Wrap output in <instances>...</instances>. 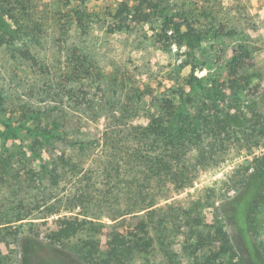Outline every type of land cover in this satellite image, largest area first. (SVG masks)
Wrapping results in <instances>:
<instances>
[{"label":"rangeland","instance_id":"rangeland-1","mask_svg":"<svg viewBox=\"0 0 264 264\" xmlns=\"http://www.w3.org/2000/svg\"><path fill=\"white\" fill-rule=\"evenodd\" d=\"M122 1L0 0L9 11L5 19L19 33L14 41L0 33L3 262L21 264L22 249L17 242L21 232L34 230L46 240L59 217L82 213L86 216L81 218L93 219L96 215L99 219L94 220L100 223H120V231L132 229L134 216L145 211L115 221L109 218L116 207H122L110 199H116L115 193L125 195L103 176L112 158L106 146L109 134L129 126H147L157 118L167 121L170 108L183 102L191 116L185 125L190 126L193 117L200 120V137L193 138L186 157L193 181L186 188L163 187L157 198L168 199H159L153 208L170 206L159 214L163 222L154 232L156 242L128 262H203L206 237L221 226L233 233L223 217V206L236 194L235 183L241 179L237 174L246 175L264 164V0H169V13L177 14L203 37L194 52L185 45H166L159 17L146 23L132 21L129 28L116 30L119 20L114 17ZM77 11L84 16L81 23ZM242 46L249 55L240 76L249 80V86L235 92L228 87V65ZM25 53L31 59H25ZM77 59L90 67V76L75 74ZM224 83L225 95L213 102L208 90ZM32 113L40 117L27 122V127L61 124L59 138L45 145L44 156L49 160L65 155L70 161L65 168L46 164L45 171L31 153L33 137L21 125ZM231 116L239 117L241 125L219 129ZM3 123L13 132L9 134ZM114 125L118 128H111ZM252 219L250 236L264 256V201ZM78 240L66 241L65 249L76 253ZM222 260L242 264L236 256Z\"/></svg>","mask_w":264,"mask_h":264},{"label":"trees","instance_id":"trees-1","mask_svg":"<svg viewBox=\"0 0 264 264\" xmlns=\"http://www.w3.org/2000/svg\"><path fill=\"white\" fill-rule=\"evenodd\" d=\"M131 2L132 0H123L120 3L114 17L119 20L116 30L123 31L129 28L132 21L146 23L153 17H159L163 19L161 38L166 45H185L192 52L199 47L203 39L202 35L190 24L181 22L177 14L169 13V0H135V4ZM18 4L24 7L22 1ZM0 8L3 13L0 14V33L3 38L14 41L19 33L4 17L9 11L1 5ZM75 15L81 23L84 17L82 11H77ZM239 51L228 65V87L235 92L245 90L249 86V80L240 76L249 52L243 46ZM24 57L27 60L31 59L26 53ZM75 64V74L78 77L81 78L80 74L84 77L91 75L90 67H86L81 59H77ZM226 84L208 90L213 102L217 101V96L225 95L223 90ZM2 107L0 96V110ZM168 115L167 121L164 118H157L147 126H129L124 131L112 129L109 134L111 139L106 142V146L110 147L112 158L108 164H105L102 170L103 176L113 181L116 190L125 191L124 198L120 193H115L116 199H110L112 204H122V207H116L117 211L109 215V218L115 221L125 215L145 211L134 216L135 226L120 231V223L116 222L113 225L100 223L94 220L99 219L96 215L91 216L93 219L81 218L82 213L59 217L55 221L56 229L46 234V240L34 230L28 233L21 232L17 239L22 249L21 264H129L128 261L136 252L146 253L154 246L156 242L154 232L159 230L163 222V219L159 220V214L170 206L167 204L153 208L159 199H168L167 196L160 198L157 196L164 191L165 185H175L179 189L191 185L192 170L186 163V157L193 138L200 137L197 135L200 120L193 117V123L190 126L185 125V120L191 117L186 102L177 108L171 107ZM35 117L40 115L32 113L21 125L33 137L31 153L40 160L45 171L50 164L65 168L70 164L69 158L65 155L49 160L44 156L47 151L45 145L59 138L61 124L54 123L51 128L27 127L26 123ZM239 120L240 118L236 116L225 118L222 123L219 122L218 128L225 130L231 128L233 124L241 125ZM4 126L9 129V134L13 132L10 125L4 124ZM111 128L118 127L114 125ZM257 161L258 159L256 163ZM108 165H111V168ZM110 170L113 174L108 176ZM35 174L40 175L36 172ZM237 176L241 179L235 183L236 194L223 206V217L233 227V233L224 231L222 226L217 227L211 236L206 237L208 240L205 245L206 260L195 264H226L222 259L227 256L240 258L242 264H264V256L250 236L253 214L256 207L264 201V164L256 166L246 175L238 173ZM124 177H127V180L123 179ZM80 201L84 203L83 199ZM83 233H87V237H79ZM75 238L79 239L76 245L79 253L65 249V242ZM200 240L199 245H201ZM0 264H8L3 262L1 255Z\"/></svg>","mask_w":264,"mask_h":264}]
</instances>
